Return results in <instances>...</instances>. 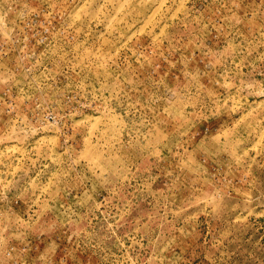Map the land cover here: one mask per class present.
<instances>
[{
    "label": "rangeland",
    "instance_id": "1",
    "mask_svg": "<svg viewBox=\"0 0 264 264\" xmlns=\"http://www.w3.org/2000/svg\"><path fill=\"white\" fill-rule=\"evenodd\" d=\"M0 264H264V0H0Z\"/></svg>",
    "mask_w": 264,
    "mask_h": 264
}]
</instances>
